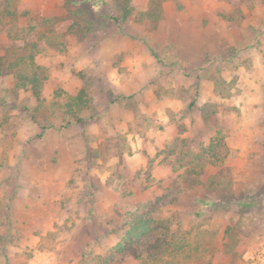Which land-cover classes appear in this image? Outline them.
Instances as JSON below:
<instances>
[{"label": "clouds", "instance_id": "1", "mask_svg": "<svg viewBox=\"0 0 264 264\" xmlns=\"http://www.w3.org/2000/svg\"><path fill=\"white\" fill-rule=\"evenodd\" d=\"M227 2L255 39L208 60L201 53L191 88L177 91L178 65L155 43L161 5L174 0H70L88 5L91 24L66 0H27L34 30L0 48V79L15 82L0 86V217H13L0 226V264H35L39 251L54 264H264V3ZM44 41L60 58L58 77L42 64ZM255 51L258 69L241 56ZM253 73L250 88L233 87ZM245 91L258 99L235 104ZM149 93L156 108L125 103ZM164 100L180 104H164L162 120Z\"/></svg>", "mask_w": 264, "mask_h": 264}, {"label": "rangeland", "instance_id": "2", "mask_svg": "<svg viewBox=\"0 0 264 264\" xmlns=\"http://www.w3.org/2000/svg\"><path fill=\"white\" fill-rule=\"evenodd\" d=\"M262 3H264V0H262ZM63 8L69 9V14L77 17L79 23H93L94 14L90 11L85 14V10L88 9L87 4H83L77 9L72 7L70 0H66ZM233 11L227 0H224L223 6H220V0H213V4L205 8H188L184 4V0H174V3L168 8L161 5L160 16L157 20L158 35L155 43L160 48L166 61L178 65V67L173 68V80L177 85V91L191 88L193 75L196 74V69L200 67L198 62L201 59V53H203V58L208 60L213 54H218L221 50L235 52L246 47L247 43H251L255 39L251 20L246 24L242 16H233ZM32 12L33 10L27 6V0H0V48H3L6 53L7 51H12V49L8 48V45L9 43H14V35L18 36V34L25 32L30 35L31 31L34 30L35 25L31 20ZM180 13L187 14L180 15ZM236 20L239 23H235ZM185 40H187V44H185ZM24 43L31 45L30 41L25 40L19 47H22ZM41 47L47 53L41 57L42 64L50 69L54 77L60 76L61 74L56 70V65L60 58L55 55V49L47 41H44ZM75 47H79V45ZM189 50L191 51L189 52ZM241 56L244 60L251 59L257 69L260 67L259 51L247 56L241 53ZM2 59L3 57L0 56V60ZM144 59L145 61H152L154 58L149 55L144 57ZM203 66L207 67L208 65L204 64ZM185 69L188 70L187 74L184 71ZM225 75L227 76L228 73H225ZM111 76L113 81H119V76L115 72ZM255 78H257V73H253L251 77L237 74L233 87L237 89L250 88L252 80ZM56 84L57 80L53 79L50 81L46 91L54 90ZM161 85L167 88L168 81L161 80ZM0 86L11 88L15 86L14 79L12 77L0 79ZM212 87L211 82L206 81L203 83L202 99L206 100L211 95ZM66 88L69 94L73 96L79 91L75 86V82L67 84ZM25 99L27 100L28 98L25 97ZM256 99L258 97L252 96L245 91L243 94L235 96L234 103L240 104L243 101L246 104H251ZM101 102V97L93 95V103L100 105ZM125 103L130 108L137 104L141 107L144 104H149L153 108L158 106L155 97L151 93L143 97L126 94ZM164 104L175 108L179 106L180 101L164 100L159 105V113L162 120L167 118L163 111ZM82 115L86 117L87 113H82ZM120 131H124L122 125L120 126ZM132 143L139 147V137L132 139ZM140 159L139 155L133 156L130 163L136 164ZM189 215L191 217L194 213ZM16 222L19 223V220L17 219ZM12 223L13 217L11 215L0 217V226L5 224L10 226ZM35 264H54V257L49 252L39 251L35 256Z\"/></svg>", "mask_w": 264, "mask_h": 264}, {"label": "trees", "instance_id": "3", "mask_svg": "<svg viewBox=\"0 0 264 264\" xmlns=\"http://www.w3.org/2000/svg\"><path fill=\"white\" fill-rule=\"evenodd\" d=\"M77 94H78V93H77ZM77 94H76V95H77ZM74 96H75V95H74Z\"/></svg>", "mask_w": 264, "mask_h": 264}]
</instances>
